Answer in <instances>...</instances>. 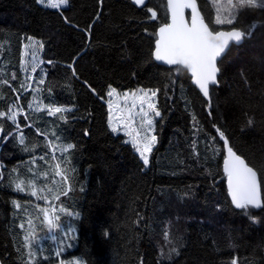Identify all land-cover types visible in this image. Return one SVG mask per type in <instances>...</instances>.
<instances>
[{
    "label": "trees",
    "instance_id": "16d2710c",
    "mask_svg": "<svg viewBox=\"0 0 264 264\" xmlns=\"http://www.w3.org/2000/svg\"><path fill=\"white\" fill-rule=\"evenodd\" d=\"M124 2L137 18L115 22L101 0H67L61 9L37 0H0V112L13 102L26 109L30 99L31 91L21 86V49L28 37L42 44L41 102L79 108L19 115L24 144L13 132L17 126L0 117V136L6 137L0 139L1 163L54 150L43 160L40 156L1 170L0 263L43 264L57 256L46 238L43 243L50 247L44 255L31 261L26 257V237L41 233L38 229L47 221L40 209H47L49 220L54 214L73 224L75 243L63 253L77 251L85 264H232L234 258L238 264H264V207L251 210L259 218L254 224L231 204L222 168L224 141L216 129L234 146L216 117L211 95L207 99L197 90L187 70L177 72L178 66L153 58L157 29L168 21L166 0H147L146 6ZM197 2L211 29H250L252 35L232 48L250 56L264 54V9H230L227 0ZM218 7L226 11L221 18L237 15L233 25L215 24ZM148 8L157 19H150ZM220 68L217 88L237 118L238 92L230 83L229 67ZM110 87L157 92L162 115L154 121L157 143L147 167L133 145L125 143V135L109 127L105 99ZM78 119L85 122L81 130ZM240 131L246 158L264 190V154L254 132ZM68 144L74 148L58 150ZM86 146L91 162L83 164ZM16 176L22 179L24 200L11 196ZM69 188L67 196L60 195ZM38 202L79 216L38 208ZM30 229L36 232L28 234Z\"/></svg>",
    "mask_w": 264,
    "mask_h": 264
},
{
    "label": "rangeland",
    "instance_id": "374dc122",
    "mask_svg": "<svg viewBox=\"0 0 264 264\" xmlns=\"http://www.w3.org/2000/svg\"><path fill=\"white\" fill-rule=\"evenodd\" d=\"M39 4L48 7L47 0H44V3ZM65 5L66 4H62L55 9H61L65 7ZM102 6L115 22L126 21L138 17L137 13L131 11L126 6L124 0H103ZM219 8L221 9L219 14L222 16V14H225L226 11L223 7ZM256 34H258V32ZM223 65H227L229 67L230 83L238 92V96L235 100L238 119L236 118L234 111L231 109L225 93L217 87H213L210 90V95L214 104L216 117L227 131L229 138L233 142L235 150L248 158L242 142V135L240 133V130L245 127L248 131L254 132L255 143L259 145L260 152L264 154V136L261 134V130L259 129L260 127L264 129V102L258 100V98H262L264 100V54L250 56L244 52L231 48L220 66ZM43 76L44 70L41 58V42L36 38H33L31 41L26 39L21 49V84L27 90H30L32 94L27 103L26 109L22 108L18 103L13 102L10 104L9 110L4 112L6 115L3 117L7 119L8 115L15 112L16 122L14 123L12 120H7L16 125L17 117L19 115H22L29 110H35L43 107L39 97V91L41 89L40 81H42ZM112 89L114 88H108L107 97L105 99L109 113L108 124L111 123L113 127L118 128L116 133L124 134L125 141H128L131 145H133V139H136L139 142V146L143 147V145L150 140L151 136L155 135L154 121L156 117L153 113H149L153 119V124L150 129L143 121L142 114H140L139 111L141 98L144 96L145 92H148L150 95V93L155 90L149 88H138L135 90L118 91L115 89L112 95L109 96L108 93ZM243 94H253L257 98L242 96ZM147 102L148 101L144 102L145 111H149L147 109ZM150 102L157 104V96L153 97ZM29 105H31V107ZM133 105H135V107H133ZM72 110H74V108H72ZM249 120L252 121L251 125H249ZM242 121L246 124H243ZM77 124L79 130H81L84 127L85 122L80 119L77 121ZM79 135L81 136V132ZM19 136H21V134H19ZM154 146L155 144L152 146V149ZM88 162H91V157L89 149L86 146L85 161L83 164ZM48 207L52 211L55 209L52 206ZM53 217L54 220L52 219V222L57 223L54 214ZM58 223L60 224L58 229L50 230L49 225L46 222L45 224H42L39 228L40 230L38 229V232L41 233L32 237H27V259L31 261L41 255H44L46 249H49L50 247V244L47 246L46 243H43L47 238L49 241L51 240L53 242L56 251H59V255L44 262L43 264H60L61 261H64V264H85L82 258L79 257L77 251L63 253L66 249L72 248L75 243L74 231L71 233L68 231L69 229L73 230L74 226L70 221L66 222L63 219H60ZM66 223L69 225L66 226ZM34 232H36V229H30L28 234H34ZM30 253H36V255L32 256Z\"/></svg>",
    "mask_w": 264,
    "mask_h": 264
},
{
    "label": "snow or ice",
    "instance_id": "6c2138e0",
    "mask_svg": "<svg viewBox=\"0 0 264 264\" xmlns=\"http://www.w3.org/2000/svg\"><path fill=\"white\" fill-rule=\"evenodd\" d=\"M37 2L44 3V0H37ZM101 2H103V0H101ZM133 2L139 6H146L147 0H133ZM66 3L67 0H47V6L50 8H58L60 5ZM214 3L219 4V0H214ZM167 4L171 11V23L162 25L158 30L159 38L155 41V50L153 53L154 58L156 61H163L168 65L178 66L177 72L184 70L190 72L191 77L203 93L204 97L210 98V86H215L219 83L218 75L221 72L219 65L223 63L228 51L233 46L231 42L239 44L245 36H251L252 32L250 29H245L244 31L236 30L235 27L228 32L211 29L209 24L205 22V17L198 9L197 0H167ZM227 6L230 9L241 10H254L257 8L264 9V0H259V2L258 0H227ZM185 9H191L190 24L184 18ZM147 11L151 13L150 19H157L156 11L152 8H148ZM220 11L221 9L218 7L215 24L233 25L234 21L237 20V15L235 13H231L230 18H221L219 14ZM243 14L244 12H241V15ZM27 39L31 41L33 38L28 37ZM40 82L43 83V81ZM5 83H7V81H5ZM114 91L115 89H112L108 95L111 96ZM156 95V91H152L150 95L148 92H145L144 96L141 98L139 109L143 121L150 129L153 124V119L149 113H153L155 117H161L162 115L157 108V105L150 102ZM145 101H148L147 109L149 111H145ZM29 106L31 107V105ZM133 107H135V105H133ZM63 111L64 109L59 107L54 109V113H60ZM54 113L50 112L49 115H53ZM5 115L4 112H0V117ZM7 119L12 120L15 123L16 113L12 112L11 115L7 116ZM251 124L252 121L249 120V125ZM109 127L113 133L118 131V128L113 127L111 123L109 124ZM37 131L39 133V129ZM216 132L224 141V146L228 153V156L224 160V171L227 174L231 204L234 205L235 209L241 210L252 223H258L259 218L251 215L252 209H261L264 207L261 203L260 184L257 180V171L254 170L253 167H250L244 159L233 151V148L229 144V140L221 129L217 128ZM40 134L43 135V133ZM87 134L88 133L85 132V135ZM12 135L13 133L9 134V136ZM0 139H6V137L0 136ZM18 140L20 144L25 143L22 135L18 137ZM125 143H128V141H125ZM132 143L135 150L139 153L144 166L147 167L149 165V154L152 152V146L157 143V136L152 135L150 140H148L143 147L139 146V142L136 139H133ZM72 148H74V145L69 144L65 151ZM35 159L36 158L33 157V162H35ZM40 159L43 160L45 157L42 156ZM67 163L70 164L71 161H68ZM59 167L60 165L57 164V168ZM29 171H31V169H29ZM60 174L61 173L59 172L57 173V175ZM63 178L65 182H67V176L65 175ZM16 189L24 191L21 183H16ZM70 190L71 188L60 193V195L67 196ZM31 195H37L35 189H33ZM59 198V195L54 197L56 200H59ZM13 203L16 202L14 201ZM16 206L20 207L19 204H16ZM37 207L39 208V205ZM217 207L219 208V205H217ZM40 210L44 213L45 220L47 221L50 230L58 229L60 227V224L58 223L60 220L59 216L55 217L57 223H53L52 220L48 219L47 209ZM53 211H55V209H53ZM59 211L64 212L67 215L79 216V213L73 214L64 207H61ZM28 223H31V220H29ZM21 227H23V225H21ZM68 231L71 233L73 230L69 229ZM167 236L168 233L165 232V237L167 238ZM171 251L176 252V249L173 248ZM30 255L35 256L36 253H30ZM57 255H59V251L57 252ZM60 264H64V261H61ZM232 264H238L237 259L234 258Z\"/></svg>",
    "mask_w": 264,
    "mask_h": 264
},
{
    "label": "crops",
    "instance_id": "0c3cea01",
    "mask_svg": "<svg viewBox=\"0 0 264 264\" xmlns=\"http://www.w3.org/2000/svg\"><path fill=\"white\" fill-rule=\"evenodd\" d=\"M42 45V44H41ZM41 54H42V47H41ZM42 66H43V61H42ZM43 70H44V76H43V79H42V81L44 80V77H45V69H44V67H43ZM41 85H42V83H41ZM21 86H22V84H21ZM23 87V86H22ZM25 88V87H24ZM26 89V88H25ZM27 90V89H26ZM41 90V89H40ZM32 94V93H31ZM31 97V96H30ZM39 97H40V91H39ZM29 101V100H28ZM41 101V100H40ZM28 103V102H27ZM42 103V102H41ZM42 105H43V107L42 108H39V109H35V110H29V111H37V110H42V109H50V110H54L55 108H63L64 109V111H67V110H69V111H76V110H78L79 108H77V107H66V106H46V105H44L43 103H42ZM72 108H74V110H72ZM78 120H80V119H78ZM77 120V121H78ZM16 126H17V124H16ZM14 134L16 135V137H17V140H18V137H19V134H21L23 137H24V133L22 132V130H21V128L19 127V126H17L15 129H14ZM80 134V133H79ZM18 142H19V140H18ZM69 145V144H68ZM72 145V144H71ZM67 148V145H64V146H62V147H60V148H58V150H60V151H65V149ZM48 153H51V154H53L54 153V150L53 151H50V152H44V153H41V154H38V155H33V156H28V157H23V158H17V159H13V160H10V161H7V162H4V163H1L0 162V166H1V168H0V178H1V173H2V168L4 167V166H7V165H14V164H16V163H22V162H26V161H30V160H33V157H35V158H38V157H40V156H42V155H44V154H48ZM82 169V168H81ZM23 181H25V180H23ZM18 182H22V179L21 178H19V177H17L16 176V179H15V184L16 183H18ZM15 190L11 193V196L13 197V198H15V199H20V200H24V199H26L23 195H22V193H20V191H18L17 189H16V186H15V188H14ZM38 205H41V206H43V207H48V205H46L45 206V204L43 203V202H38L37 203ZM52 205H50V207H51ZM53 207V206H52ZM49 208V207H48ZM53 208H55L56 210H58L59 211V209L60 208H56V207H53ZM75 217V216H74Z\"/></svg>",
    "mask_w": 264,
    "mask_h": 264
},
{
    "label": "water",
    "instance_id": "95a60500",
    "mask_svg": "<svg viewBox=\"0 0 264 264\" xmlns=\"http://www.w3.org/2000/svg\"><path fill=\"white\" fill-rule=\"evenodd\" d=\"M197 5H198V2H197ZM166 6H167V12H168V21H167V23H171V11H170V9L168 8V4H167V0H166ZM198 9H199V6H198ZM200 10V9H199ZM202 14V13H201ZM184 18H185V20L190 24L191 23V9H185L184 10ZM206 22V21H205ZM207 23V22H206ZM166 24V23H165ZM164 25V24H163ZM162 26V25H161ZM160 26V27H161ZM159 27V28H160ZM159 28L157 29V32H156V34H157V37H156V40L159 38V35H158V30H159ZM236 29V28H235ZM231 30H233V28H231V29H219V30H216V31H224V32H228V31H231ZM236 30H239V29H236ZM155 40V41H156ZM242 42V41H241ZM240 42V43H241ZM233 45H236L235 44V42H231ZM232 48V47H231ZM230 48V49H231ZM154 50H155V42H154V49H153V53H154ZM153 58H154V55H153ZM154 60H155V58H154ZM156 61V60H155ZM158 64H161V65H164V66H172V65H168L167 63H165V62H163V61H156ZM220 66V65H219ZM188 72V71H187ZM188 74H189V76L191 77V73L190 72H188ZM191 82H192V84L197 88V90L203 95V93L200 91V89H199V87L196 85V83L194 82V80H193V78L191 77ZM218 85H215V86H210V90H211V88H213V87H217ZM204 96V95H203ZM205 98H207V99H210L209 97H205ZM233 151L234 152H236V154L237 155H239L242 159H244L245 160V162L250 166V167H252L251 166V164H250V162L248 161V159L246 158V156H244L242 153H240V152H238L237 150H235L234 148H233ZM228 156V153H227V149L225 148V146H224V158H223V161H222V168H223V172L225 173V171H224V160H225V158ZM226 174V173H225ZM257 180H258V183L260 184V179H259V176H258V174H257ZM226 189H227V195H228V197H229V199H230V201H231V197H230V195H229V191H228V179H227V174H226ZM260 194H261V203H262V205H263V201H264V190H262V187H261V184H260ZM233 207H234V205H232ZM235 208V207H234Z\"/></svg>",
    "mask_w": 264,
    "mask_h": 264
}]
</instances>
